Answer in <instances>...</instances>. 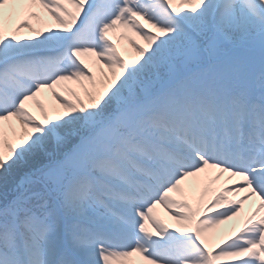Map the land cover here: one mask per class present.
Returning <instances> with one entry per match:
<instances>
[{"label": "rangeland", "instance_id": "1", "mask_svg": "<svg viewBox=\"0 0 264 264\" xmlns=\"http://www.w3.org/2000/svg\"><path fill=\"white\" fill-rule=\"evenodd\" d=\"M116 1L111 4V13L103 18L89 12L90 17L78 20L80 4L93 6V0H53L51 16L46 17L36 7L32 15L19 14L13 6L0 19V69L8 72L11 61L23 63L32 55L37 58L42 53H56L57 63L63 68L61 74L67 71L75 82L57 90V117L45 106L38 107V121L32 133L11 121L4 123L11 117L0 111V118H4L0 120V264H22L25 243L37 247V240L49 242L42 220L53 227L54 234L64 231L75 251L86 261L91 260V243L80 240L72 228H64L68 220L62 218V213L75 215L83 211L94 223L105 227L126 223L97 193L96 180L102 177L88 175V168L107 181H129L134 186L126 168L120 165L126 166L130 160L124 151L128 146L141 153L133 151L138 157H144L145 150L136 144L142 139L138 131L158 137L162 131L160 140L171 144L173 137L180 138L177 130L181 125L197 133L196 126L201 123L208 128L203 127L202 134L219 141L225 135L220 132L222 123L210 119L207 123L205 116L197 114L194 122L181 108L174 113L178 105L184 107L183 100H190V107L200 112L191 102L199 98L187 97L183 91L199 97L215 93L211 102L216 104L219 100L221 109L218 92L224 97L228 92L240 95L242 100L249 92L264 101V18L248 11L254 8L264 12L259 1ZM236 3L240 4V13L234 10ZM142 10H149L145 18L140 16ZM79 21L87 29L99 31L102 38L96 34L85 40V47L76 48L68 37L75 34ZM170 98L177 100L168 118L162 110ZM36 100L39 104V97ZM234 100L238 101L234 107L239 117L236 116L243 120L248 112L240 99ZM23 107L21 103L16 110ZM222 114L227 119L223 109ZM238 138L255 141L249 135ZM110 149L118 152L115 162ZM197 150L202 154L201 148ZM100 162L111 165L106 168ZM250 168L257 170L250 180L258 182L243 183L264 203V170L260 171L255 162ZM238 172L244 177L248 174ZM227 177L231 181L236 175ZM230 181L227 189L232 185ZM85 189L88 194L84 195ZM169 189L167 185L163 195L168 202L172 200ZM105 192L108 193L106 189ZM125 193L132 196H124ZM109 194L119 205L127 198L137 197L136 193L122 190ZM219 194L225 196L224 190H219ZM221 205L228 206L229 201L222 200ZM54 238L57 241V236ZM191 260L189 264H203L195 257Z\"/></svg>", "mask_w": 264, "mask_h": 264}, {"label": "bare ground", "instance_id": "2", "mask_svg": "<svg viewBox=\"0 0 264 264\" xmlns=\"http://www.w3.org/2000/svg\"><path fill=\"white\" fill-rule=\"evenodd\" d=\"M52 1L1 0L0 19L13 6L16 7L19 14L32 15L36 7L46 17L51 16ZM257 1L261 3L264 10V0ZM114 2L116 0H98L94 8L86 4H80L79 11L76 14L78 20H83L89 11L107 15L110 13L109 6ZM234 10L240 13V4L236 3ZM248 11L252 16H257L260 19L264 18V12L260 9L258 11L249 8ZM147 13H149V10H142L141 18H145ZM98 16H101V14ZM86 36H91V33H87ZM55 60L57 61V59ZM23 67L35 69L34 75L46 78L49 82L25 78L27 88L22 90L16 79L17 75L23 77V74H21ZM56 69L57 64L54 61L43 58L31 60V63L27 66L17 65L14 71L16 74H13L14 77L7 72L0 75V109L7 115L6 117H11L4 123L11 121L17 127L23 126L25 132L32 133L36 128L37 111L40 105L49 109L53 117H57L59 111L55 103L56 92L61 88V85L67 86L73 81L71 76H67L69 75L67 71H65L66 74H61L56 79L57 73H59ZM74 84L75 82H73ZM28 91H32L31 95L24 96ZM38 97L39 104L36 100ZM3 99L8 102L6 107L2 106L5 103ZM11 100L12 102L15 101V105L11 103ZM18 102L20 104L15 108ZM21 103L24 107L18 112L16 109ZM198 105L202 109L213 107L201 102ZM168 106L173 107L174 103L169 102ZM3 119L0 118L1 121ZM210 119L214 120L212 117ZM185 137L194 145L205 146L204 140L199 139L194 134H185ZM174 140V145L170 147L158 143L154 145V151L158 154L156 155V161L151 162L152 159L147 156L150 155L147 149L151 142H146L144 146L146 152H144L143 157L145 163L156 166L157 173H167L168 178L172 179V182H169L171 186L168 190L172 200H169V202L168 199L164 200L163 198L162 200H154L152 197L155 194L145 192L148 199H153L146 214L149 218L144 216L137 203H124L125 208L123 209L130 216V224H123L121 227L114 229L112 233L114 235L112 237L114 245L106 244L100 240L99 235L104 231L102 225L90 224L88 216L84 212L77 213L75 221L64 224V226H70L76 234L89 239L95 247L90 264H189L192 261L191 257H195L203 264H264V203L258 201L259 199L253 195V192H249V189L244 187L246 186L243 183L245 181L240 180L242 176H238L237 180L232 178L230 181L227 177L230 175L229 171H236L222 162L225 161V157L221 155V152L224 151L228 154L235 152L236 155L244 154L248 156V152H244L241 146L238 149H231L223 145L218 147L214 144V149L217 148V151L208 153L206 150L204 156L207 158L210 156L216 157L223 164L208 159L199 164L204 157L198 155L197 151H193L192 146H189L188 143L178 141V139ZM257 140L260 142V137ZM136 144L143 148V142L138 141ZM263 156L260 155L258 159L262 161ZM181 160L187 161L194 168L184 167ZM139 162L142 164L143 161L140 160ZM195 164L197 167L194 166ZM136 165H139V163H136ZM259 170H264L263 164L259 166ZM256 171V169L253 170V174ZM130 172L139 179V183L147 184L148 181H151L145 173L140 172L135 167H131ZM216 172L220 174L215 176L214 173ZM251 177L254 176L251 175ZM247 180L254 182V184L258 182ZM229 181L232 185L227 189ZM104 183L107 185L105 181H97L100 187H104ZM153 184L155 191H160L159 184H155V182ZM121 185L129 189L125 183H121ZM130 189L133 190L132 187ZM141 189H145V186L141 185ZM219 190H224L225 196H221ZM226 199L229 201V205H221V201ZM110 200L118 205L113 199ZM198 206H202V209L198 210ZM42 223L43 229H45L44 235L49 239V242L38 241L35 249L24 245V248H27L26 252L23 251L25 263L43 264L45 261L49 264H79V260L66 251L67 242L59 240L60 236L54 234L53 227L50 226L47 229L48 223L46 221L42 220ZM134 231L137 232L135 235L137 239L132 236ZM56 236L59 238L57 241L54 238ZM180 237L183 240H180ZM41 254L46 255L47 258L42 259Z\"/></svg>", "mask_w": 264, "mask_h": 264}]
</instances>
